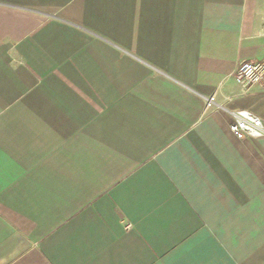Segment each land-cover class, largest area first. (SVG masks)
Instances as JSON below:
<instances>
[{
    "label": "crops",
    "instance_id": "0c3cea01",
    "mask_svg": "<svg viewBox=\"0 0 264 264\" xmlns=\"http://www.w3.org/2000/svg\"><path fill=\"white\" fill-rule=\"evenodd\" d=\"M251 59L264 0H0V264H264Z\"/></svg>",
    "mask_w": 264,
    "mask_h": 264
},
{
    "label": "built area",
    "instance_id": "2783aa9c",
    "mask_svg": "<svg viewBox=\"0 0 264 264\" xmlns=\"http://www.w3.org/2000/svg\"><path fill=\"white\" fill-rule=\"evenodd\" d=\"M242 91L247 92L264 79V60H245L233 72ZM216 104L215 97L208 98V105ZM233 121L230 130L239 139L264 137V120L248 109L231 111Z\"/></svg>",
    "mask_w": 264,
    "mask_h": 264
}]
</instances>
